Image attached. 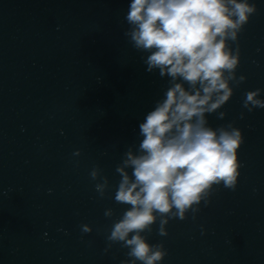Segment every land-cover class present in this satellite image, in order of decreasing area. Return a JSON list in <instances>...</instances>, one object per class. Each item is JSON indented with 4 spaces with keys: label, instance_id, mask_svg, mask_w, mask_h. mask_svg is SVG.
<instances>
[{
    "label": "clouds",
    "instance_id": "obj_1",
    "mask_svg": "<svg viewBox=\"0 0 264 264\" xmlns=\"http://www.w3.org/2000/svg\"><path fill=\"white\" fill-rule=\"evenodd\" d=\"M256 12L249 0H131L124 35L136 50L147 53L148 72L158 70L170 79L163 97L139 124L138 148L129 147L116 168L121 179L114 200L129 207L114 221L107 239L128 249L130 259L124 264H159L167 251L142 233L151 232L159 219L158 232L165 236L168 219L196 213L202 201L208 203L214 186L236 188L242 130L231 123L213 128L207 115L231 99L232 82L239 86L246 79L236 76L240 53L229 41L237 40ZM262 91L245 93L248 112L264 109ZM225 115L219 112V118ZM90 175L96 180L99 169ZM107 187V177L96 184L102 197ZM105 215L112 216L111 209ZM82 229L92 231L88 225Z\"/></svg>",
    "mask_w": 264,
    "mask_h": 264
}]
</instances>
